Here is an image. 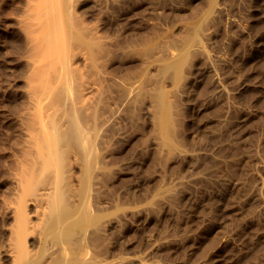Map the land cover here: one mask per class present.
<instances>
[{
	"label": "rangeland",
	"instance_id": "1",
	"mask_svg": "<svg viewBox=\"0 0 264 264\" xmlns=\"http://www.w3.org/2000/svg\"><path fill=\"white\" fill-rule=\"evenodd\" d=\"M0 264H264V0H0Z\"/></svg>",
	"mask_w": 264,
	"mask_h": 264
},
{
	"label": "bare ground",
	"instance_id": "2",
	"mask_svg": "<svg viewBox=\"0 0 264 264\" xmlns=\"http://www.w3.org/2000/svg\"><path fill=\"white\" fill-rule=\"evenodd\" d=\"M32 72H34L33 74L31 73V74H32V76H33L35 73H38L36 69H35V70H33ZM36 75H37V74H36ZM36 75H34V76H36ZM21 246H22V245H21Z\"/></svg>",
	"mask_w": 264,
	"mask_h": 264
}]
</instances>
